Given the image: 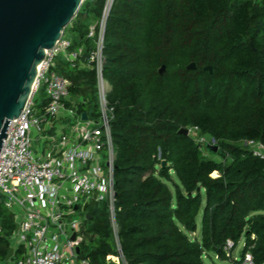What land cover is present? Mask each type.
<instances>
[{"label":"trees","instance_id":"trees-1","mask_svg":"<svg viewBox=\"0 0 264 264\" xmlns=\"http://www.w3.org/2000/svg\"><path fill=\"white\" fill-rule=\"evenodd\" d=\"M105 4H83L66 30L75 36L74 50L94 49L88 35ZM103 53L116 222L127 264H207L211 254L264 264V160L246 145H264V2L115 0ZM191 63L196 70L187 69ZM56 66L71 97L82 100L79 113L98 120L96 70L73 68L63 57ZM47 104L45 98L42 108ZM186 128L214 139L226 157H211L180 134ZM88 214L83 259L104 264L117 255L109 208L91 204ZM0 217V263L9 264L15 221L1 205ZM242 239L235 260L230 254Z\"/></svg>","mask_w":264,"mask_h":264},{"label":"built area","instance_id":"built-area-1","mask_svg":"<svg viewBox=\"0 0 264 264\" xmlns=\"http://www.w3.org/2000/svg\"><path fill=\"white\" fill-rule=\"evenodd\" d=\"M114 2L106 0L102 18L90 28L88 38L95 46L88 54L83 48L74 50L73 39L66 34L53 50L47 51L38 69L33 95L19 121H13L0 153V202L12 215L15 231L19 227L18 233L8 238L14 250L12 258L18 253L22 256L14 264H93L83 259V253H77L84 243L79 230L88 214V210L82 211L85 204H105L109 208L117 255L107 258L104 264H127L116 222V152L111 135L112 109L107 100L111 86L103 76L104 38ZM59 57L73 68L96 70L98 120L89 115L88 121L82 119V100L71 97L69 81L57 71ZM41 91L48 104L37 114L36 97ZM53 128L56 131L51 136ZM246 145L264 160V145ZM232 248L229 241L226 251ZM248 260L251 261L250 256Z\"/></svg>","mask_w":264,"mask_h":264},{"label":"water","instance_id":"water-1","mask_svg":"<svg viewBox=\"0 0 264 264\" xmlns=\"http://www.w3.org/2000/svg\"><path fill=\"white\" fill-rule=\"evenodd\" d=\"M85 0H0V153L5 148L9 130L14 120L19 121L33 95L38 69L46 58L47 51L53 50L62 40L69 25L78 16ZM188 70H196L191 63ZM213 73L212 67L204 69ZM163 66L159 74L163 75ZM82 119L88 121L86 112ZM56 128L50 132L55 135ZM180 134L189 136L188 129ZM211 155L226 157L219 145H206ZM163 167L166 162H163ZM89 205L85 204L83 212ZM78 208H76L77 210ZM90 220V214H86ZM19 227L16 226L17 234ZM76 236L73 237V240ZM82 255V247L77 248ZM14 254L10 249L6 261Z\"/></svg>","mask_w":264,"mask_h":264},{"label":"rangeland","instance_id":"rangeland-1","mask_svg":"<svg viewBox=\"0 0 264 264\" xmlns=\"http://www.w3.org/2000/svg\"><path fill=\"white\" fill-rule=\"evenodd\" d=\"M65 34H66V37H72V39L75 40V36L70 31H67ZM45 98H46V96L44 95V92L43 91H41L38 94V96L36 97V108H35V111H36L37 114H39L41 112V110H42V103H43V100ZM186 129H188L190 131L189 136L191 138H193V140H195L196 142L202 144L204 147H206L207 144H210V145H216L217 144L214 139H212L209 136L202 135L201 132L197 131L194 128H186ZM210 156L213 157L216 160H220L221 161V159H220V157L218 155H210ZM213 177L214 178H217V177H219V174L215 173L213 175ZM0 205L3 207V205L1 204V202H0ZM78 213L80 214V212H78ZM86 220L87 219H86V216H85V220H84V222L81 225L80 230H79L80 231V236L83 239H85V231L87 230V228H86L87 226H86V222H85ZM200 228L201 227L199 226L197 233L194 235V237H197L199 239L201 238V229ZM15 242H16V240H15ZM244 244H245L244 239H242V241L237 245V247L231 252L230 255L233 257V259H235V260H239L240 259V253L243 250ZM10 245H11V243H10ZM21 258H22L21 253H18L14 258H12L10 260V263L9 264L17 263ZM206 263L207 264H232V263H229V262H223V261H221L214 254H211L210 259H207L206 260ZM0 264H5V263L1 262Z\"/></svg>","mask_w":264,"mask_h":264}]
</instances>
